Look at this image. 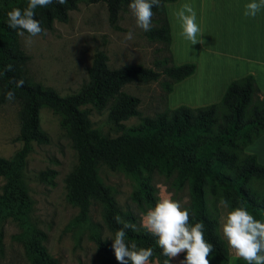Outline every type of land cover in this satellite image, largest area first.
<instances>
[{"label": "trees", "instance_id": "16d2710c", "mask_svg": "<svg viewBox=\"0 0 264 264\" xmlns=\"http://www.w3.org/2000/svg\"><path fill=\"white\" fill-rule=\"evenodd\" d=\"M161 0L154 7V22L147 36L165 46L170 63L163 66L167 77L165 103L172 86L191 75L193 63L175 65L169 50L171 35L166 16V2ZM80 2H103L109 20L114 24L119 11L130 0H68L66 5L53 2L38 7L35 18L41 26L51 30L55 20L64 22L68 13ZM27 0H0V104L8 100L5 93H15L20 102V126L17 140L22 145L9 158L0 156V177L4 179L0 193V222L11 220L18 231L12 235L23 250L29 264H57L48 253L45 233L32 221L33 201L24 180L26 157L32 143L48 142V135L40 127L39 111L46 106L61 115V124L67 129L78 162L65 176L67 199L78 208L73 224L80 230H88L97 251L100 264H119L112 248V240L100 235V224L90 219L93 200L102 205L104 222L113 237L122 225L115 220L132 222L140 229L127 230L126 240L138 247L154 250L150 261L164 264L166 257L156 244V237L141 227V215L133 210L120 211L112 189L105 185L98 174V164L103 162L110 169L126 172L135 183L131 200L145 214L160 199L158 188L152 182L154 174L171 180L177 189L187 188L190 223L204 224L205 239L214 245L210 264H227L229 249L219 232L221 199L228 201V212L245 207L256 219L264 221V164L255 154L245 151L264 134V92L254 77L246 75L232 80L221 100L202 107L179 106L165 108L154 117H143L136 126L123 129L122 133L109 137L93 128L87 109L109 105V118L116 125L138 114L139 98L121 91L126 83L156 80L160 73L142 65H123L109 68L107 56L98 52L88 68L89 80L79 91L60 96L53 88L30 79L26 71L29 56L23 51L18 30L8 26L7 13L13 8H25ZM11 65V70H8ZM23 79V86L16 81ZM53 171H42L39 177L47 180ZM259 181V183H258ZM256 185H254V183ZM262 187V188H261ZM3 243L0 234V251ZM185 253H181L182 259Z\"/></svg>", "mask_w": 264, "mask_h": 264}, {"label": "rangeland", "instance_id": "374dc122", "mask_svg": "<svg viewBox=\"0 0 264 264\" xmlns=\"http://www.w3.org/2000/svg\"><path fill=\"white\" fill-rule=\"evenodd\" d=\"M152 25H155L154 16ZM129 31L133 33L130 41L125 39V34ZM19 41L21 48L29 56L26 71L30 79L53 88L60 96L76 93L88 82V68L98 52L106 54L109 68L142 65L160 73L156 80L130 82L122 86L121 91L137 96L140 102L138 114L120 121L119 125L110 120L109 105L103 108H96L92 104L82 106L89 112L92 127L106 136L115 137L123 129L138 125L143 117H154L168 108L165 103L167 77L162 71L163 66L170 63L168 50L136 26L129 5L119 11L118 20L112 24L103 2H80L76 9L69 11L66 21L55 20L52 29L34 37L31 45H27L25 38L20 35ZM19 111L20 102L17 100L0 104L2 157H11L22 145L17 140ZM39 118L41 129L48 135V142L32 143L24 169V180L33 201L32 221L45 233L44 244L57 264H100L101 255L95 242L89 238V231L80 230L73 224L78 208L66 196L64 178L78 162L69 132L61 124V115L49 107H41ZM48 170L54 174L47 180L41 179L39 173ZM98 174L103 183L112 189L120 211L130 209L141 217L144 215L131 200L135 183L126 172L112 170L100 162ZM152 182L157 186L160 198L170 196L184 208L188 206L186 187L177 189L171 185L169 178L160 174H154ZM3 184L4 179L0 177V193ZM102 213V205L93 200L90 219L100 224L103 239L112 240L109 237L113 235L105 224ZM227 213V208H220V220H224ZM17 231L11 220L0 222L3 243L0 264H29L22 246L12 238Z\"/></svg>", "mask_w": 264, "mask_h": 264}, {"label": "clouds", "instance_id": "9594fccd", "mask_svg": "<svg viewBox=\"0 0 264 264\" xmlns=\"http://www.w3.org/2000/svg\"><path fill=\"white\" fill-rule=\"evenodd\" d=\"M53 2L66 5L68 0H27L25 8H13L7 13L8 26L18 30L17 34L25 38V43L31 45L33 38L46 34V29L35 18L38 7H47ZM161 0H130L129 9L135 18L136 26L144 32L152 30L153 8H159ZM264 9V0H250L245 5L244 15L255 18ZM181 23L182 35L191 45L203 44L201 28L197 23L194 7L189 3L181 5L176 12ZM126 40L133 39V33L125 34ZM11 70V65H8ZM23 79L16 81V86H23ZM8 101L15 99L11 90L5 93ZM220 204L227 208L228 201L221 199ZM115 220L122 225L115 232L112 248L119 264H149L154 250L151 247H138L136 243L126 240L127 230L138 232L135 223L122 220L116 216ZM141 227L147 233L156 237V244L162 249L166 257L164 264L181 253L185 258L180 264H210L209 257L214 251V245L205 239L204 224L190 223V212L183 205L170 196H163L141 217ZM223 236L236 257L245 264H264V221L256 219L245 207H236L229 211L222 223Z\"/></svg>", "mask_w": 264, "mask_h": 264}, {"label": "crops", "instance_id": "0c3cea01", "mask_svg": "<svg viewBox=\"0 0 264 264\" xmlns=\"http://www.w3.org/2000/svg\"><path fill=\"white\" fill-rule=\"evenodd\" d=\"M250 0H174L164 4L170 27V55L175 65L193 63L194 72L176 82L167 95L170 109L179 106L191 108L207 106L221 100L228 84L235 79L252 75L264 92V9L255 18L244 15ZM194 7L197 23L201 28L203 44L191 45L183 37L181 23L176 12L181 5ZM246 152L255 154L264 164V134L247 145ZM219 205V209H222ZM223 220H219V232L223 239ZM228 246V244H227ZM227 264H245L229 248ZM177 256L170 264H180ZM149 264H158L150 261Z\"/></svg>", "mask_w": 264, "mask_h": 264}]
</instances>
